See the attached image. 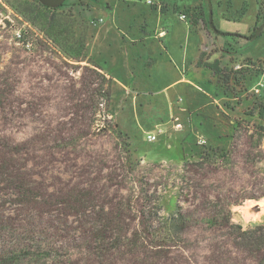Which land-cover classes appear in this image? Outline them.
<instances>
[{"label":"rangeland","instance_id":"obj_1","mask_svg":"<svg viewBox=\"0 0 264 264\" xmlns=\"http://www.w3.org/2000/svg\"><path fill=\"white\" fill-rule=\"evenodd\" d=\"M92 1L66 0L59 8L65 34L56 43L41 31L45 12H31L35 0H0V256L31 226L27 210L34 205L28 204L31 196L18 194L16 176L30 184L34 197L52 196L37 198L55 210L51 219L44 216L46 225L37 226L77 239L70 241L69 264H253L252 256L236 247V231L223 219L231 217L243 229L264 224V138L255 133L264 132V90L252 91L258 80L264 82V66L251 69L264 60L216 59L232 74L226 87L198 65L211 72L221 90H192L182 100L164 102V93L177 90H120L91 54L99 29L92 19L98 13L121 14L115 7L127 2L110 0L113 11ZM177 8L202 14L198 5ZM208 15L205 29L209 10ZM259 17L264 24V5ZM220 26L228 31L248 27L226 21ZM17 32L24 36L21 42ZM253 33L239 36L238 43L253 39ZM80 44L87 58L76 62L66 51L77 55ZM137 45L143 48L142 41ZM244 48L264 54V35ZM229 50L208 46L202 63ZM239 65L244 68L237 70ZM182 109L189 119L175 132L171 121ZM159 127L165 133L147 142L146 133ZM215 149H225L227 156L217 157ZM75 194L84 196L81 205L61 203ZM113 204L128 211L131 236L142 239L148 233L151 242L137 247L136 254L126 247L79 249L88 244L80 238L90 236L96 217L114 220L108 213ZM102 207L106 212L99 213ZM212 217L223 225L212 228L207 224Z\"/></svg>","mask_w":264,"mask_h":264},{"label":"crops","instance_id":"obj_2","mask_svg":"<svg viewBox=\"0 0 264 264\" xmlns=\"http://www.w3.org/2000/svg\"><path fill=\"white\" fill-rule=\"evenodd\" d=\"M94 2L99 6L107 3L114 11L110 0ZM126 2L122 8H118L121 2L115 7L121 14L98 13L92 19L102 20V24L96 25L98 35L93 39L91 54L113 86L120 90H177L174 94L164 93V102L194 94L192 90H221L211 72L198 66L200 55L208 46L221 51L230 48L229 54L222 58L215 52L208 62L220 59L224 63L233 57L264 60V54L244 48L264 35V28L256 39L237 41L239 36L251 30L255 32L256 27L263 24L258 23V13L264 0H211V4L208 0H154L153 6L146 0ZM195 5L201 8L207 20L208 10L212 11V20H217L215 30L210 24L205 29L203 21L198 27L191 17L181 20L180 16L185 13L177 12V7ZM244 6L247 9L242 13L239 10ZM224 21L246 23L248 27L244 31H228L220 26ZM138 41H142L143 48L137 45ZM262 81L263 78L255 85ZM181 113L179 118L187 121L186 109Z\"/></svg>","mask_w":264,"mask_h":264},{"label":"trees","instance_id":"obj_3","mask_svg":"<svg viewBox=\"0 0 264 264\" xmlns=\"http://www.w3.org/2000/svg\"><path fill=\"white\" fill-rule=\"evenodd\" d=\"M35 2L37 3V5H35V9H31V12L34 10H36L37 12L38 10L39 12H42L40 11V8L45 12L43 15L41 14L42 16L40 15L41 18L39 19V24H42L43 26V29L41 31L45 36L50 37L54 42L57 43L58 38L62 37L65 34V30H63V24H61V21L57 19L56 15V12L60 7L52 9L43 6L38 0H35ZM244 11L245 10L243 9L241 12L244 13ZM183 12L191 15L192 18L194 17L193 23L195 25L199 24L198 21H203L204 24L206 22L205 13L203 11L202 14L195 10L191 11V9L184 10ZM258 19L261 20V17H259ZM39 24L35 23V25ZM255 34L256 31L253 33L251 38H253ZM80 49L81 52L79 51ZM84 49V44H80V47L78 46V48L76 49L77 55L72 54V52L70 51H66V54L76 62H83L87 58V56L84 55ZM203 57L204 53L200 55L198 65L210 70L213 75L218 78V83L223 87H226L228 82L232 79V74H226L225 69L221 66L219 60H216L214 62L202 63ZM263 66L264 63L261 66L253 65L251 69L261 70ZM235 73L240 74L243 72L241 71ZM244 73H246V71ZM236 77L237 76H235V78ZM106 97L108 98V94H106ZM261 113L262 111H260V115ZM255 133L262 141V139L264 138V132L258 129ZM212 151V153L217 157L223 158L227 156V153H225V149H215ZM10 165L11 163L7 164V166ZM13 178L16 181V185L19 187L18 194L29 198L31 196L32 200H29L28 204L34 206L32 207L31 211L30 208H28L29 210H27L28 216L31 217H29V223L31 224V226L27 225V233H25L24 231V233L21 232L17 234L16 240H14L12 243V248H6L7 251H3L4 254L0 256V264H13L14 262L21 261H24L26 264H69L73 257V255L71 254V250L74 248L71 246L70 241H76L77 239L73 237L68 238L67 236L61 235V233H56L54 235L51 233L49 234L48 231L40 230L37 226V224L46 225V223H44V216L47 214V218L51 219V217H53V215L51 214L55 211L54 209L52 210V206L51 208L48 207L45 203L37 200V198L39 197L40 199H45V197H48L51 199L52 196L43 193L41 196L34 197V194H32L33 189L32 187H30L29 183L24 182L23 180L21 181L16 176H14ZM83 201L84 196L82 194H75L70 195L69 199L66 202L64 201L61 203L81 205ZM101 211L103 213L106 212L105 208L101 209L99 213H101ZM127 212L128 211L121 209V205H111L110 211L108 213L109 215H114V220L113 218L103 216L96 217V221H93V223L90 225L91 227L88 228L90 236L81 238L79 237L81 241L88 242L87 245H83V247H79V249H85L86 252H90L95 249H100L102 251H111L110 249L120 250L123 247H126L130 249L133 248L136 254L140 252V249L144 247L146 248V246H144V243L151 242L153 236L151 234L145 233L146 236L144 238L140 239L141 237L137 236L135 237V240V238H133L130 234V229H128V226L130 224H127V219L130 216L129 214H127ZM180 216L182 215L180 214ZM223 220L226 228L236 231V247L243 250V252L245 251L246 253L250 254L252 256L253 264H264V224L253 225L248 229H243L241 226L233 224L231 217H226ZM207 224L212 228L218 225H223L219 224V217L210 218L207 221ZM82 225H84V221H82ZM20 228L22 229L24 228V226ZM47 228L52 229L54 227L48 225ZM182 228L185 231L186 228ZM137 247L140 249H137Z\"/></svg>","mask_w":264,"mask_h":264},{"label":"built area","instance_id":"obj_4","mask_svg":"<svg viewBox=\"0 0 264 264\" xmlns=\"http://www.w3.org/2000/svg\"><path fill=\"white\" fill-rule=\"evenodd\" d=\"M146 3L150 6L155 5L154 0H146ZM181 20H186L187 16L185 14H182L180 16ZM102 20H94L93 24L94 25H98L99 23H101ZM24 36L20 33L17 32L16 33V39L18 41H22L24 38ZM250 67V66H248ZM242 68H244L243 65H239L236 67L237 70H241ZM264 90V82H259L257 86L254 87V90H252L255 94H260L262 91ZM172 124H171V129L174 130L175 132L181 131L183 129V122L180 118H176V119H172ZM165 132L163 131L162 128L159 127V129H157L155 132H147L146 133V140L149 143H155L158 141L159 137L161 135H163ZM171 134H169L170 136Z\"/></svg>","mask_w":264,"mask_h":264},{"label":"water","instance_id":"obj_5","mask_svg":"<svg viewBox=\"0 0 264 264\" xmlns=\"http://www.w3.org/2000/svg\"><path fill=\"white\" fill-rule=\"evenodd\" d=\"M43 6L48 7V8H59L61 7L63 4H65L66 0H38ZM209 3L211 4V0H209ZM210 26L215 30V26L212 20V11H211V18H210ZM264 28V24L257 30L255 36L253 37V39H256L260 33L262 32Z\"/></svg>","mask_w":264,"mask_h":264},{"label":"bare ground","instance_id":"obj_6","mask_svg":"<svg viewBox=\"0 0 264 264\" xmlns=\"http://www.w3.org/2000/svg\"><path fill=\"white\" fill-rule=\"evenodd\" d=\"M251 202V201H250Z\"/></svg>","mask_w":264,"mask_h":264}]
</instances>
